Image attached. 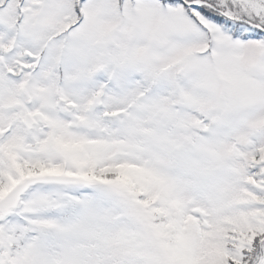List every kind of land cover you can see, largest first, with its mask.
I'll return each mask as SVG.
<instances>
[{
  "label": "snow or ice",
  "instance_id": "1",
  "mask_svg": "<svg viewBox=\"0 0 264 264\" xmlns=\"http://www.w3.org/2000/svg\"><path fill=\"white\" fill-rule=\"evenodd\" d=\"M0 264H264V0H0Z\"/></svg>",
  "mask_w": 264,
  "mask_h": 264
}]
</instances>
